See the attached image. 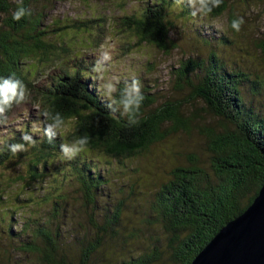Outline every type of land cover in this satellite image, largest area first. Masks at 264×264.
<instances>
[{
  "label": "trees",
  "instance_id": "1",
  "mask_svg": "<svg viewBox=\"0 0 264 264\" xmlns=\"http://www.w3.org/2000/svg\"><path fill=\"white\" fill-rule=\"evenodd\" d=\"M36 2L23 0L30 15L14 21L12 15L20 0H0V77L14 75L24 82L28 92L23 102L9 110L8 119L0 121V126L9 127L7 135L0 138V175L19 168L13 171V179L11 173L8 181L0 182V242L5 241L4 254L15 250L33 259L26 264H97L96 256L108 239L123 237L127 206V199L113 192L114 173L102 167V159L115 160L123 166L125 160L140 156L188 123L179 103L167 101L154 106V93L142 88L144 100L135 117L137 122L130 123L127 114L109 106L118 94L104 99V92L97 86L100 71L95 68L103 56L75 51L63 41L51 42V29L42 25L44 13L31 9ZM151 2L139 14L115 18L113 27L136 33L139 44L171 48L174 45L169 35L175 26L168 10L174 6L179 20H195L197 13H193L188 0ZM227 10L224 0L211 12L200 13L218 18ZM233 19L236 16L230 12L231 29ZM77 22L75 28L90 32L89 23L100 22L97 26L102 30L105 19ZM64 28L56 27L55 35ZM207 34L204 44L213 49L229 42L224 36ZM58 52L68 56L65 62L59 59ZM28 62L36 66L55 63L42 75L38 68L27 66ZM176 80L179 86H189L192 97L200 99L209 112L232 128L220 134L208 131V167L193 159L188 165L172 169L170 178L153 194L143 217L146 226L159 230L163 239L157 238L147 252L130 256L124 264H190L226 223L243 213L264 183V111L248 103L243 94L246 88L259 92L262 83L250 78L238 65H227L212 50L205 59L181 61ZM45 112L62 114L67 129L46 133L50 121ZM25 134L32 135L35 144L20 153L10 152L8 145L23 142ZM81 136L88 137L87 150L73 159L64 157L61 144ZM95 154L102 159L93 157ZM46 178H51L53 185L42 186ZM121 181L119 190L126 187L132 193L133 187ZM13 182L28 187L30 194L26 198L16 195L14 202H9L4 194L6 185ZM70 188L77 193L79 210L69 203L66 190ZM39 189L44 190V204L48 207L44 211L34 200V191ZM23 209H29L28 217L17 219ZM77 214L83 215V223L76 219ZM70 244L78 249L74 255Z\"/></svg>",
  "mask_w": 264,
  "mask_h": 264
},
{
  "label": "rangeland",
  "instance_id": "2",
  "mask_svg": "<svg viewBox=\"0 0 264 264\" xmlns=\"http://www.w3.org/2000/svg\"><path fill=\"white\" fill-rule=\"evenodd\" d=\"M37 1L31 5V9L44 13L42 25L51 29L52 33L48 35L51 42L61 43L63 41L72 45L75 51L79 50L88 55L104 56L105 53L108 54L110 59L105 63L106 68L99 72L97 80L99 90L104 92L102 86L106 80L118 81V87L124 86L125 82L133 79L139 80L142 89L154 93L156 99L154 106L167 101L179 103L183 119L188 123L187 127L169 134L140 156L125 160L123 166L115 160L102 159L98 154L93 155L99 160L102 159L103 168L112 169L115 179L112 187L116 196L127 199L123 228L121 229L123 237L121 236L115 241L108 239L105 248L96 256V263L124 264V261L130 256H138L147 252L157 238L163 239L159 230L146 226L143 217L153 194L163 182L170 178L172 169L176 166L188 165L193 159H197L200 164L208 167L211 157L209 150L211 142L207 136L208 131L220 134L232 128L228 122L220 120L209 112L200 99L192 97L189 86H179L176 80V70L181 61L205 59L212 50L218 53L227 65H238L240 69L250 75V78L257 79L256 81L262 83V89L259 92H251L246 88L243 90V94L248 103L264 111V0H227L228 10L218 18L202 16L199 11H195L194 0H188L193 13H197L195 20L177 19L175 16L177 9L173 6L168 11L169 19L173 21L175 26L169 35L174 46L171 48L168 46L167 49H158L147 43L139 44L136 33L120 31L114 28L112 24L115 18L139 14L146 7V4L152 5V0ZM230 12L236 18H243L244 20L239 31L231 29L228 25ZM99 18L105 19L102 30L97 26L100 22L89 23L90 32L82 28H75L79 25L77 21L88 22ZM2 19L1 17L0 21ZM64 26L66 28L56 32L57 35H55L56 27ZM207 31L213 32L218 37L224 36L229 42L223 45L217 44L215 49L211 48L212 46H206L204 41L208 36ZM57 55L62 62L68 58L62 52H58ZM55 59L53 57V60ZM59 61L58 59L55 60L56 63ZM55 62H42L37 66L28 62L26 65L35 69L38 68L36 70L39 74L44 75ZM111 98L104 97L108 100ZM14 126L17 129V125ZM8 128L5 124L0 126V138L7 135ZM108 162L110 164H107ZM10 167L11 164L8 168ZM16 168L8 169L12 171H7V175H0V182L8 181V176L11 173L13 179V174L16 173L13 171L19 169ZM121 180L133 187L132 193L130 188L126 187L119 190L118 184L122 182ZM51 185H53L51 178H46L42 182V186ZM6 188L4 197L9 202H14L16 195L26 198L30 194L29 188L20 183L7 184ZM66 191L69 193L70 205L74 204L75 210H79V201L78 198H75L77 193H75L74 188ZM34 192L36 195L34 200L37 201V204L43 208V211L48 209L47 205L44 204V190L39 189ZM26 206L28 205L24 204L23 207ZM29 213V209H23L19 211L16 218L28 217ZM76 219L83 223L84 217L77 214ZM18 221L21 223L23 219ZM65 229L68 230V228ZM3 243L5 241L0 242L1 263L26 264L33 260L15 250L4 254ZM70 246L72 247V244ZM77 251V247H72L73 255Z\"/></svg>",
  "mask_w": 264,
  "mask_h": 264
},
{
  "label": "clouds",
  "instance_id": "3",
  "mask_svg": "<svg viewBox=\"0 0 264 264\" xmlns=\"http://www.w3.org/2000/svg\"><path fill=\"white\" fill-rule=\"evenodd\" d=\"M220 4V0H194L195 11L201 13H209L214 7ZM30 15L28 9L23 6V0H20V6H18L13 12L12 19L14 21H20ZM244 23L243 18L233 19L231 27L239 31L242 24ZM110 59L107 53L104 54L103 59L97 63L95 70L104 71L106 64L104 63ZM104 95L111 98L114 93L118 94V98L112 101L109 105L114 106L116 111H121L122 114L129 116V122L135 124L136 115L139 113L144 95L141 91L142 85L139 80L133 79L125 82L123 88L118 87V81L106 80L103 84ZM28 94L26 85L21 79L16 78L14 75L0 77V121L8 119L7 113L14 104H19L25 100ZM45 117L50 121L45 127V132H63L67 129V124L64 116L58 112H45ZM21 143H14L8 145V149L12 153H20L26 151L29 144L34 145L36 140L30 134L22 136ZM89 140L86 136H81L74 139L70 143L61 144V152L67 159H73L80 153L87 150Z\"/></svg>",
  "mask_w": 264,
  "mask_h": 264
},
{
  "label": "water",
  "instance_id": "4",
  "mask_svg": "<svg viewBox=\"0 0 264 264\" xmlns=\"http://www.w3.org/2000/svg\"><path fill=\"white\" fill-rule=\"evenodd\" d=\"M190 264H264V183L243 213L226 223Z\"/></svg>",
  "mask_w": 264,
  "mask_h": 264
}]
</instances>
